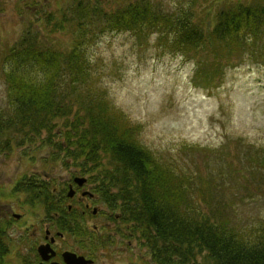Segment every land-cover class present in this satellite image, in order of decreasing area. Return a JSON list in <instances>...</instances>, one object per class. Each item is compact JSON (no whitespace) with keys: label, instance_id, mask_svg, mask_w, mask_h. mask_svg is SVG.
<instances>
[{"label":"trees","instance_id":"obj_1","mask_svg":"<svg viewBox=\"0 0 264 264\" xmlns=\"http://www.w3.org/2000/svg\"><path fill=\"white\" fill-rule=\"evenodd\" d=\"M257 1L225 2L207 32L197 0H177L172 8L157 0H67L57 11H38L44 31L49 28L46 40L26 21L19 39L1 52L7 100L0 109V152L46 147L51 162H71L91 174L105 202L134 224L155 264H264V219L254 232L221 217L224 207L201 213L198 195L186 193L195 189L192 176L183 182L179 167L135 140L137 127L94 86L101 69L86 52L105 33L156 34L163 47L195 54V78L212 83L223 61L262 55L256 51L264 43V4ZM37 5L26 7L36 12ZM53 32L70 35L65 49L49 40ZM208 56L209 68L201 64ZM254 163L264 170V159ZM257 180L263 188L264 177Z\"/></svg>","mask_w":264,"mask_h":264},{"label":"rangeland","instance_id":"obj_2","mask_svg":"<svg viewBox=\"0 0 264 264\" xmlns=\"http://www.w3.org/2000/svg\"><path fill=\"white\" fill-rule=\"evenodd\" d=\"M33 1L0 0V109L7 100L1 52L19 39L26 21L33 22V29L41 31L45 41L49 28L44 31L36 13L46 7L57 11L67 0H36V12V8L26 7ZM157 1L172 8L177 0ZM225 2L258 4L257 0H197L196 13L207 22L205 32L215 28L216 9ZM259 3L264 4V0ZM69 38L61 32L49 34V40L61 49L69 45ZM257 47L260 52L256 53L262 55L256 58L246 52L223 61L219 79L212 83L195 78V54L183 55L163 47L156 34L105 33L86 49L91 65L101 69L93 79L94 86L137 127L135 140L142 147L160 161L179 167L183 182L192 176L195 189L186 193L198 195L200 212L224 207L221 217H231L240 228L254 232L264 219V187L257 188V178L264 177V170L255 169L254 163L264 159V43ZM205 58L201 64L211 67L213 58ZM49 151L29 144L10 153L1 152L0 180L8 181L19 169L22 176L49 174L58 186L68 175L77 173L72 165L52 163ZM101 220L104 217L99 215L94 223ZM114 230L102 238L114 251L101 255L102 263L131 264L130 257L134 264H153L143 242H128Z\"/></svg>","mask_w":264,"mask_h":264},{"label":"flooded vegetation","instance_id":"obj_3","mask_svg":"<svg viewBox=\"0 0 264 264\" xmlns=\"http://www.w3.org/2000/svg\"><path fill=\"white\" fill-rule=\"evenodd\" d=\"M78 178L72 173L53 188L49 174L22 176L16 169L0 180V264H104L101 255L114 252L102 240L107 233L115 228L121 239H131L119 210L103 203L94 183L80 185ZM99 215L104 221L94 223Z\"/></svg>","mask_w":264,"mask_h":264},{"label":"water","instance_id":"obj_4","mask_svg":"<svg viewBox=\"0 0 264 264\" xmlns=\"http://www.w3.org/2000/svg\"><path fill=\"white\" fill-rule=\"evenodd\" d=\"M77 181H79L78 179H77ZM84 181V179H80V185H82V182ZM81 262H83V264H85V261H82L81 260Z\"/></svg>","mask_w":264,"mask_h":264},{"label":"bare ground","instance_id":"obj_5","mask_svg":"<svg viewBox=\"0 0 264 264\" xmlns=\"http://www.w3.org/2000/svg\"><path fill=\"white\" fill-rule=\"evenodd\" d=\"M53 165V164H52ZM159 226V224H157V227ZM148 251H149V249H148ZM150 252V251H149Z\"/></svg>","mask_w":264,"mask_h":264}]
</instances>
